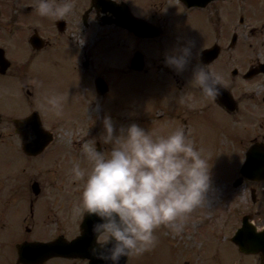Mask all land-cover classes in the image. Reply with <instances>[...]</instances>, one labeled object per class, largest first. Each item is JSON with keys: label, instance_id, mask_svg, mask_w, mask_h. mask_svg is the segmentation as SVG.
<instances>
[{"label": "flooded vegetation", "instance_id": "flooded-vegetation-1", "mask_svg": "<svg viewBox=\"0 0 264 264\" xmlns=\"http://www.w3.org/2000/svg\"><path fill=\"white\" fill-rule=\"evenodd\" d=\"M232 1L210 0L203 6H196L195 0H121L120 3L115 0L102 3L94 0H73L74 8L70 14L63 18H53L38 13L36 0H0V81L7 80L15 87L20 102L18 111L21 114L26 113V116L40 109V65H75L73 68L77 74L90 83L86 86L89 89L84 97L85 103H91L88 108L109 110L113 113L112 119L119 121V97L125 92L132 76L134 82L136 81L137 72L130 70L129 66L120 71L122 64L118 59L111 61L104 58L106 51L120 45L119 41L116 47H111L110 43L102 45L104 41L116 38L119 34L128 38L131 54H125L123 60L131 62L132 56L141 53L146 63L143 72L145 75L152 70L149 64L157 65L159 69L164 68L165 57H161L158 63L157 54L167 53L171 44L177 47L178 44L191 40L194 46L199 45L203 50L214 45L219 46V57L210 64H204L211 71L220 74L219 87L228 90L235 100V110L232 111L230 107L223 106L218 97L215 100L205 97L210 101V107L222 111L231 121L230 124L239 113L242 119H246L247 114L252 112L261 111L264 114V12L257 18L258 42H249L248 33H242L244 24L241 17H233ZM126 18L129 19V28L121 26L127 21ZM232 31L238 34L235 44L229 41ZM251 32L254 33L255 30L252 29ZM88 34L98 35L100 44L87 46L86 42L82 43L87 41ZM196 34L198 43L195 41ZM213 37H218L217 43L209 42ZM72 40L77 44H73ZM152 45L154 53L150 52ZM249 49H255L256 55L250 61ZM197 60L201 61L200 58ZM195 63L194 57L192 64ZM78 66L81 68L78 69ZM188 68L192 70L191 65ZM253 68L259 73L251 79L246 78V74ZM185 72H188L187 68ZM183 75L188 76L187 73ZM99 77L110 82L107 83L106 90L96 87ZM162 77L154 76L155 82H151L152 85L168 87ZM172 77L178 88L176 104L183 111H178L177 115L171 113L168 119L175 120L185 113L193 115L191 119H197V109L190 107L194 101L191 99L186 103L184 100L185 81L176 74ZM252 82H256L259 89L249 90L248 85ZM198 89L202 95L200 88ZM155 96L156 103L162 100ZM258 96L262 102L257 101ZM111 100L112 106L108 105ZM249 101L256 102L249 106ZM184 103L190 108L187 112L184 110L187 108ZM95 104L97 105L94 106ZM4 123L5 121L0 127ZM63 123H56L50 128L51 141L39 155L25 153L23 140L16 134L12 120L7 124L11 125L9 135L13 137L0 138V150L9 152L0 160V264H25L20 260L19 253V247L23 243L53 242L61 239L68 241L81 234L86 211H77L82 191L75 192L78 186H68V137H58L57 133L62 126H66L65 129L68 130V122ZM246 125L247 127H243L245 131L249 124ZM259 126L264 129V122H260ZM98 129H101L99 124ZM44 140L43 137L35 138V142ZM96 142L98 150L101 146L104 149V145L99 143L100 138ZM254 143L260 144L257 156L264 164V131L250 138L247 145L242 142L240 156L246 158V153ZM14 152L18 159L14 158ZM241 167L232 168V173L237 176L229 187L233 195L228 199L236 204L235 210L241 213L238 217L241 223L246 219L262 231L264 180H243ZM251 175L256 177L260 173L253 172ZM240 180L242 183L236 186L235 183ZM226 183L227 181L224 184L227 185ZM97 242L100 243L99 237ZM248 257L255 258L256 264L264 263L260 256ZM51 262L87 263L80 259H68L66 256H54L39 264Z\"/></svg>", "mask_w": 264, "mask_h": 264}, {"label": "rangeland", "instance_id": "rangeland-1", "mask_svg": "<svg viewBox=\"0 0 264 264\" xmlns=\"http://www.w3.org/2000/svg\"><path fill=\"white\" fill-rule=\"evenodd\" d=\"M233 2L238 4L239 0H233ZM248 9L250 11L248 15L251 22L253 20L257 23L259 13H256L253 7ZM258 10L261 11L260 8ZM235 12L239 13L237 8H235ZM242 33L244 34V32ZM97 37L88 34L87 41L82 43L86 42V45L89 46ZM115 37L105 40V44L110 43L111 47H116V43L119 41V48L121 50L119 49V52L110 51L108 57L111 61L118 59L121 62L125 58L124 51L128 53L131 51L130 42L124 35L119 34ZM195 38L196 40L198 39V34H196ZM258 40L259 37L257 34L253 37L249 34L248 41L256 43ZM72 43L77 44L74 40H72ZM173 45H169L167 53H170L176 48ZM153 48V45L150 46V52L152 53H154ZM248 53L249 59L256 57L255 49L248 50ZM165 54H157L156 59L158 63L161 57H165ZM121 64L120 71L124 68L126 70L129 61H122ZM149 66L152 67V70L145 75L143 74L144 76L137 74L135 78L138 80L136 79L135 82L133 80L134 77H131L127 89L119 97L121 119L116 121L113 118V122L117 129L121 125L127 126L133 123H127L128 121L124 122L123 120L124 118L125 120L128 119L127 115L129 111V109L125 111L123 107L133 105V113L135 114L133 115L137 118V122L152 131L154 135H167L177 128H186V134L194 141L197 148L203 149V155L209 160L213 181V203L210 207L201 205L194 209L184 221V229L180 233H174L167 226H160L156 229L157 241L155 246L141 255L129 256L128 264H252L254 260L252 262L251 259H245L240 253L238 254L231 243V239L228 237L233 235L236 228L240 226L238 217L241 213L235 210L237 208L236 204L228 199V197L233 195L230 193L233 191L225 189L226 185L224 183L225 178L232 177L233 166L241 161L240 155L232 150L233 145L240 152L241 149L238 146L242 142L247 145L250 138L259 132H263L264 129L262 126H259V123L264 122V114L261 111L252 112L247 114L246 119H242L239 113V115L233 117L232 124H230L229 119L222 111L213 106L210 107V101L199 94L200 92L198 90L193 88V79L177 73L166 64H164L163 69H159L157 65L149 64ZM105 67L108 68L109 66ZM39 68L41 94L39 103L42 110L40 113L43 123L48 128H52L56 123H61L68 119V130L65 129L66 126H62L63 128L58 129L57 133L58 137H68V186H78L75 192L82 191L84 179H77L74 176L71 171L73 162L79 161L84 168L91 167L89 161L84 156L82 150L83 144L85 141L96 142L97 137L102 138L101 134L104 131L102 129L100 131L96 125L98 122L103 125L104 116L109 115L110 112L104 110L102 117L99 109L96 107H93L88 112V108H85L86 98L84 97H86V90L89 88L86 86H89L90 83H87L86 78L77 74L73 65H40ZM187 71L189 74L192 73L190 68H187ZM184 73L186 72L184 71ZM175 74L186 83L184 100L185 102H189L191 99L194 101L189 106L197 109V119H191L193 115L185 113L184 115L181 114L175 120H162L163 117L170 118L171 113L175 115L178 111H183L176 104L178 101V95L176 93L178 88L172 77ZM154 76H163V82L168 87H163L161 84L152 85L151 82H155ZM5 81L7 83L0 81V113H4L2 115L6 118L3 126L0 127V133H3L0 135V138L11 137L9 133L12 128L7 123L10 122L11 115L16 117L20 113L18 111L20 103L18 93L9 81ZM248 89L254 90L259 88L256 82H252L248 85ZM53 91L66 94L62 115H56L43 107L46 104V97ZM155 95L163 99L156 103L155 98L157 97ZM147 101L148 104H146ZM254 102L256 101H249V106H253ZM186 103L183 105L187 107L184 109L187 112L190 108H188ZM90 105L91 103H89ZM108 105L112 106V100ZM156 113L158 117L154 120L153 118L156 117ZM183 119L185 120L183 121ZM183 122L185 123L184 125ZM246 124H249L247 131L243 129L244 126L247 127ZM235 131H241L242 134L239 137H235ZM111 147L112 145L110 144H104L106 154H110ZM7 154H9L7 150H0V160L5 158ZM14 158H19L15 152ZM241 191L242 188L239 190V193ZM75 201L78 202L77 200ZM49 264L57 263L51 262ZM253 264H256V261Z\"/></svg>", "mask_w": 264, "mask_h": 264}, {"label": "clouds", "instance_id": "clouds-1", "mask_svg": "<svg viewBox=\"0 0 264 264\" xmlns=\"http://www.w3.org/2000/svg\"><path fill=\"white\" fill-rule=\"evenodd\" d=\"M73 8V0H36L41 16L63 18ZM193 48L191 40L178 44L165 54V64L177 73L191 65L192 79L202 95L215 100L221 76L198 61V50ZM65 100L66 94L53 91L43 107L62 115ZM103 126L99 143L112 145L110 154L102 146L98 150V142L85 141L82 150L91 167L74 161L71 171L84 179L77 211L99 218L92 226L100 238L93 254L105 264H120L122 257L141 255L154 247L160 226L180 233L194 209L212 206L213 181L208 158L183 127L167 135H154L136 122L117 129L110 115L104 116Z\"/></svg>", "mask_w": 264, "mask_h": 264}, {"label": "water", "instance_id": "water-1", "mask_svg": "<svg viewBox=\"0 0 264 264\" xmlns=\"http://www.w3.org/2000/svg\"><path fill=\"white\" fill-rule=\"evenodd\" d=\"M16 125L18 127V130L21 131L22 136L23 132L27 129V126L25 124L29 122H36L35 131L32 132V137L35 136L36 129L41 128L39 118L37 114H33L31 117L24 119V120H16ZM35 147V145H33ZM93 219L90 220V216L86 218L85 223L83 224V228L85 227L87 233V229H89L90 225L95 223L99 218L95 215H91ZM90 220V224H89ZM255 228H253L250 225L244 224L243 228L239 230L236 237L233 239L235 243H237L240 247V250L245 253H259L264 252V246L259 240H251L252 243L251 246L249 245V241H245L241 239V235L244 234H255ZM95 237H79L75 241L68 244V248L72 245H75L72 251L68 250V257L71 256H82V257H88L90 259L89 264H105V261L100 259L97 255L93 254V247L94 245L91 240H93ZM29 250L34 251L36 254L41 255H28L29 260H35L39 258H47V256H51L52 253H50L49 245L48 244H40V245H29ZM97 247V246H96ZM46 251V252H43ZM78 250V251H77ZM86 250V252H85ZM82 252V253H81ZM90 252V253H89ZM128 257H122L120 260V264H126Z\"/></svg>", "mask_w": 264, "mask_h": 264}]
</instances>
